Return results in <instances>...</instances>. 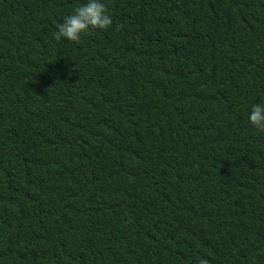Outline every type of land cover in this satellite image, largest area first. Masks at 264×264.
<instances>
[{"label": "trees", "instance_id": "16d2710c", "mask_svg": "<svg viewBox=\"0 0 264 264\" xmlns=\"http://www.w3.org/2000/svg\"><path fill=\"white\" fill-rule=\"evenodd\" d=\"M0 0V264H264V0Z\"/></svg>", "mask_w": 264, "mask_h": 264}, {"label": "clouds", "instance_id": "9594fccd", "mask_svg": "<svg viewBox=\"0 0 264 264\" xmlns=\"http://www.w3.org/2000/svg\"><path fill=\"white\" fill-rule=\"evenodd\" d=\"M111 24L112 18L104 0H84L56 25L54 38L78 42L82 33L90 29H106ZM247 120L256 129L264 131V103L251 104Z\"/></svg>", "mask_w": 264, "mask_h": 264}]
</instances>
